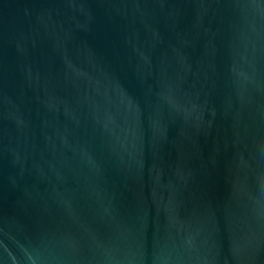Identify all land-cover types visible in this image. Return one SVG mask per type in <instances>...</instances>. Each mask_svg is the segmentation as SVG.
Returning a JSON list of instances; mask_svg holds the SVG:
<instances>
[{
	"label": "water",
	"instance_id": "obj_1",
	"mask_svg": "<svg viewBox=\"0 0 264 264\" xmlns=\"http://www.w3.org/2000/svg\"><path fill=\"white\" fill-rule=\"evenodd\" d=\"M0 264H264V0H0Z\"/></svg>",
	"mask_w": 264,
	"mask_h": 264
}]
</instances>
